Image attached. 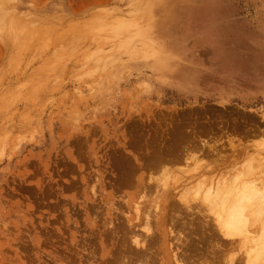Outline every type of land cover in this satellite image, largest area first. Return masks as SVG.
<instances>
[{
  "label": "rangeland",
  "instance_id": "rangeland-1",
  "mask_svg": "<svg viewBox=\"0 0 264 264\" xmlns=\"http://www.w3.org/2000/svg\"><path fill=\"white\" fill-rule=\"evenodd\" d=\"M0 16V264H142L140 205L264 185V0H0Z\"/></svg>",
  "mask_w": 264,
  "mask_h": 264
},
{
  "label": "bare ground",
  "instance_id": "bare-ground-1",
  "mask_svg": "<svg viewBox=\"0 0 264 264\" xmlns=\"http://www.w3.org/2000/svg\"><path fill=\"white\" fill-rule=\"evenodd\" d=\"M203 145L206 147L205 143ZM209 146L207 145L208 148ZM211 149L213 151L214 146L210 148V151ZM239 179L236 177L231 183L224 182L221 185H211L206 192L200 193V190L196 189L194 191L187 190L179 196L173 197L172 195L171 198L167 196L166 204L174 202L173 199H177L180 202L179 205H174L175 207L172 205L174 208H172L171 213L167 212L169 209H165L164 213L162 211L157 212L158 209L156 207L157 214L153 217L151 211L145 210L146 208L140 205L137 208V212H140V215H137L138 217L134 220H138L139 229L143 225L145 227L142 228L143 233L137 232V234L135 232L132 234L134 238L131 240L134 241L133 245L140 248L138 250L139 253L135 252L132 259L140 261L142 264H151L155 261V247L158 246L157 249L162 251L158 253V258L161 259L163 264L165 260L171 261L168 257L175 264H221L223 263V254L226 250L230 249L236 251L244 250L243 254H241V261L239 259V263H237V260H232V257L229 260L231 264L234 263L232 261H236L235 263L237 264H264V185L262 186L261 183V186L259 184L255 185L253 179L251 182L245 179L244 182L239 183ZM144 187L146 188V186ZM204 206H207V210L213 215L215 225L209 226L205 216L206 210L203 209ZM195 210L198 213L197 216L199 214L202 215V219L200 221L199 217V221L203 225L194 226L187 221L191 218V212L194 213ZM142 213L145 216H142ZM194 216L190 220H193ZM131 221L128 218L127 223ZM168 222H171L170 228H166ZM132 227H134L133 224ZM138 227L135 226V228ZM209 228L210 230H208ZM157 229L158 234H156L157 232L154 233ZM198 229L203 232L201 237L195 234ZM184 233H188L189 236H185ZM206 233L210 235L207 239L208 241H211L210 239L214 237L218 242L210 243L212 250L208 248L207 252L209 251V253L206 254L204 252L203 256L190 258V256L194 255L193 251H198V247H202L195 240L202 241ZM128 235L130 236V234ZM173 238L176 239V243L179 245L177 248L175 243L168 244L169 240ZM214 238L213 240H215ZM138 248H134V250L136 251ZM140 250H142V253ZM210 252H213L215 255H211ZM127 256L129 258V255Z\"/></svg>",
  "mask_w": 264,
  "mask_h": 264
}]
</instances>
